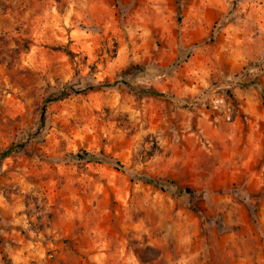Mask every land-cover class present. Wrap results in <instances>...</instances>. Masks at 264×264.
Masks as SVG:
<instances>
[{
  "label": "rangeland",
  "instance_id": "1",
  "mask_svg": "<svg viewBox=\"0 0 264 264\" xmlns=\"http://www.w3.org/2000/svg\"><path fill=\"white\" fill-rule=\"evenodd\" d=\"M261 92L264 0H0V264H264Z\"/></svg>",
  "mask_w": 264,
  "mask_h": 264
},
{
  "label": "trees",
  "instance_id": "2",
  "mask_svg": "<svg viewBox=\"0 0 264 264\" xmlns=\"http://www.w3.org/2000/svg\"><path fill=\"white\" fill-rule=\"evenodd\" d=\"M53 50L54 51H61V49H59V48H55ZM147 70H148L147 68H142V69L137 68L135 71V74H137L138 76H143L144 72H146ZM116 87L126 89L127 91H129L130 93H132L136 96H141V97L148 96V97H153V98H163L165 100L172 101L175 104L183 105V107H185V108H194V107H199L201 105V102L199 100L194 102L195 104H193V105H188V103H185L184 101L178 100L174 96L167 95V94H161V93H158L152 89L146 88L145 86L138 85L134 81H132V82L128 81L124 74L121 75V77H119L113 83L103 84L99 88L100 89H108V88L110 89V88H116ZM257 88H258V86H257ZM93 90H95L94 87H90V88H87L85 90H79L73 85H68L61 94H59L58 96L51 97V98L47 99L46 103L49 104V103L62 101V100L69 98L73 95H78V94H81L82 92H87V91L92 92ZM261 98H262V104L264 105V93H262V92H261ZM45 124H46L45 108L43 107V109L41 111V115H40V123H39L37 130L35 132L33 131V129L28 130L10 148L1 152L0 153V163L4 159L9 157L12 153L19 152V151L23 150L24 148H26V146L29 143L39 140L40 139V133H41L42 129H44ZM75 158L83 159V160H86L88 162H91V161L92 162H98L99 161V159L96 156L90 155L86 152L75 155ZM115 166L119 170L122 169V166L120 165V163H116ZM144 181H145V183H147L149 185L152 184V185L158 186L159 188H164V184L160 183L156 180L146 178V179H144Z\"/></svg>",
  "mask_w": 264,
  "mask_h": 264
},
{
  "label": "built area",
  "instance_id": "3",
  "mask_svg": "<svg viewBox=\"0 0 264 264\" xmlns=\"http://www.w3.org/2000/svg\"><path fill=\"white\" fill-rule=\"evenodd\" d=\"M228 120H229V118H228Z\"/></svg>",
  "mask_w": 264,
  "mask_h": 264
}]
</instances>
